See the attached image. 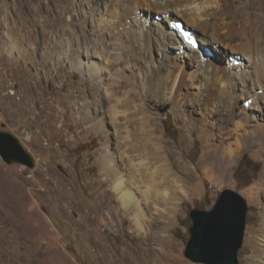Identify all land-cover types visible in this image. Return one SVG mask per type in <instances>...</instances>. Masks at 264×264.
Segmentation results:
<instances>
[{"label": "rangeland", "instance_id": "374dc122", "mask_svg": "<svg viewBox=\"0 0 264 264\" xmlns=\"http://www.w3.org/2000/svg\"><path fill=\"white\" fill-rule=\"evenodd\" d=\"M76 1L0 0V130L14 134L34 159L28 167L0 157V264H204L184 254L190 211L211 208L224 189L237 191L247 202L238 264H249L259 246L250 237L261 238L264 220V136L256 135L234 158L225 160L218 153V166L209 160L208 144L236 147L234 123L225 131L216 128L228 123V113L217 108L192 113L191 98L184 113L167 96L150 94L148 113L163 140L181 151L184 163L178 174L181 186L175 190L170 182V198L158 203L150 227L154 236L145 239L104 178L101 138L83 114L99 84L84 65L80 32L89 31L91 21L77 18ZM244 4L253 5L248 11L261 28L264 0L236 1L239 7ZM61 6L70 7V13L57 20ZM13 40L19 41L11 52ZM76 48L82 51L78 60ZM240 101L235 120L264 123V100ZM204 114L210 116L202 130L196 125ZM20 195L27 211L33 209L30 223L21 216Z\"/></svg>", "mask_w": 264, "mask_h": 264}, {"label": "bare ground", "instance_id": "6f19581e", "mask_svg": "<svg viewBox=\"0 0 264 264\" xmlns=\"http://www.w3.org/2000/svg\"><path fill=\"white\" fill-rule=\"evenodd\" d=\"M236 1L78 0L75 3L77 18L91 21L89 31L80 32V41L85 44L86 71L99 84L83 114L101 138L104 178L110 182L119 206L131 215L145 239L154 236L150 227L158 203L170 198L171 184L175 190L181 186L178 174L181 175L180 164L184 163L180 159L181 151L163 140L159 125L148 113L146 100L150 94L167 96L181 112L186 111L191 98L196 108L189 110L192 113L210 108L228 113V123L216 128L225 131L229 123H234L236 147L221 149L214 143L208 144L209 160L218 166L222 165L218 153L220 158L232 157L244 144L257 140L256 135L264 136V123L235 120L239 113L235 105L240 100L248 97L256 104L264 100V25L258 28L251 18L248 9L253 5L239 7ZM259 9L264 11L263 6ZM66 13H70V7L57 9V20ZM174 20L181 21L196 36V47L181 39L170 24ZM18 41H12L11 52ZM74 51L78 60L82 51L78 48ZM124 86L130 88L126 90ZM209 116L204 114L199 121L195 118L196 126L204 130ZM185 121L194 124L189 116ZM24 199L20 195L17 202L23 205L21 216L30 223L34 212L27 211L30 208ZM260 235L261 238L250 237V242L259 246L250 256L249 264H264V220Z\"/></svg>", "mask_w": 264, "mask_h": 264}, {"label": "water", "instance_id": "95a60500", "mask_svg": "<svg viewBox=\"0 0 264 264\" xmlns=\"http://www.w3.org/2000/svg\"><path fill=\"white\" fill-rule=\"evenodd\" d=\"M0 157L7 164H34L30 152L8 130H0ZM247 211L245 198L232 189L222 190L211 208L192 209L185 256L204 264H238Z\"/></svg>", "mask_w": 264, "mask_h": 264}, {"label": "snow or ice", "instance_id": "6c2138e0", "mask_svg": "<svg viewBox=\"0 0 264 264\" xmlns=\"http://www.w3.org/2000/svg\"><path fill=\"white\" fill-rule=\"evenodd\" d=\"M185 35H187V34H185ZM189 39H190V37H189Z\"/></svg>", "mask_w": 264, "mask_h": 264}]
</instances>
